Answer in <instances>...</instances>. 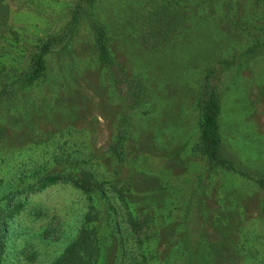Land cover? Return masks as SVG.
I'll use <instances>...</instances> for the list:
<instances>
[{
	"label": "rangeland",
	"instance_id": "374dc122",
	"mask_svg": "<svg viewBox=\"0 0 264 264\" xmlns=\"http://www.w3.org/2000/svg\"><path fill=\"white\" fill-rule=\"evenodd\" d=\"M10 3L26 34L21 47L46 36L58 44L32 84L10 85L11 60L0 73V206L42 172H87L120 187L125 208L147 224L136 233L151 264H251L257 250L264 255V190L192 152L197 101L211 85L221 153L264 177V0ZM94 21L106 29L111 62L98 58ZM94 195L92 222L105 237L99 264H114L120 228ZM25 202L8 222L3 264H51L75 238L87 197L56 184Z\"/></svg>",
	"mask_w": 264,
	"mask_h": 264
},
{
	"label": "trees",
	"instance_id": "16d2710c",
	"mask_svg": "<svg viewBox=\"0 0 264 264\" xmlns=\"http://www.w3.org/2000/svg\"><path fill=\"white\" fill-rule=\"evenodd\" d=\"M79 3L81 6V2ZM11 15L10 0H0V73H2L4 65L8 67L7 61L11 60V67L16 71V80L10 85L21 87L32 84L44 75L48 66L49 54L58 42H51L49 36H46L36 39L35 42L31 39L33 41L30 43L33 45L31 51L30 47L27 49L21 47L19 43L26 34L20 26L14 23ZM91 26L99 60L104 63L111 62L105 27L97 21L92 22ZM6 55L13 57L5 58ZM6 87H9V84H6ZM197 106L200 110L199 138L193 146L192 152L198 153L206 159L208 164H214L253 180L264 190L262 175L259 173V175H254L238 168L220 151L221 136L217 120L220 105L218 93L213 86L210 85V88L206 85L203 86ZM113 150L117 151L116 148ZM53 158L57 160V154ZM20 172L18 173L19 179L21 178ZM56 184H67L82 191L87 197L89 211L84 215L75 238L64 247L51 264H99L105 237L99 226L92 222V214L93 211H96L97 204L94 193L99 195L106 206L107 223H110L115 229L120 228L119 236L116 238L118 254L114 264H151L149 257L139 245L140 235L136 233L137 228L145 229L147 224L135 219L131 211L125 208L122 189L105 180L99 181L87 172L77 175L64 171L42 172L33 181L26 182L16 187L15 190H9L4 195V203L0 206V264H3L8 222L26 208L25 200L30 193L40 192ZM254 255L251 264H264L263 253L257 250Z\"/></svg>",
	"mask_w": 264,
	"mask_h": 264
}]
</instances>
